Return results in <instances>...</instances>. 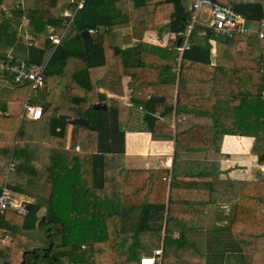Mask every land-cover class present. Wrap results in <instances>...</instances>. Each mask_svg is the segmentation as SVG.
<instances>
[{
    "label": "trees",
    "instance_id": "1",
    "mask_svg": "<svg viewBox=\"0 0 264 264\" xmlns=\"http://www.w3.org/2000/svg\"><path fill=\"white\" fill-rule=\"evenodd\" d=\"M38 1L39 6L23 7L20 0H0V62L17 49L27 53L29 63L45 64L44 84L29 98L42 106L41 118L26 121L18 113H0V193L10 161L16 163L12 179L37 181L50 193H36L25 214L7 209L1 215L0 236L8 234L12 242L0 241V264H142L144 254L159 248L162 258L155 264H217L214 257L225 253L228 264H264V177L220 172L225 134L253 136L251 153L264 165V43L258 34L219 35L210 21L199 20L183 52L178 46L184 40L176 47L129 45L132 37L141 39L161 23L173 33L185 31L193 0H84L81 8L79 0ZM212 1L233 5L250 22L264 18V0ZM66 6L72 12L78 8L74 16L60 12ZM126 27L132 30L128 36L115 33ZM64 32L59 44L50 38ZM219 37V44L261 52V60L250 63L258 79L244 86L247 81L228 75L241 67L225 68L221 59L212 65L209 40ZM0 80L8 83L0 92L1 110L9 102L27 101L30 82L2 74ZM160 83L168 92L149 88ZM127 87L130 102L122 99ZM97 102L106 107L94 108ZM134 106L145 110L142 130L175 139L171 171L127 168L124 124ZM194 113L212 119L211 126L192 123ZM76 118L88 119L89 125L72 124ZM196 131L210 133L209 138L188 136ZM169 173L170 183L163 178ZM190 185L207 188L209 198H181L179 188ZM9 186L26 194L23 187ZM212 203L230 206L223 234H212L204 223ZM43 206L46 211L39 215ZM27 233L44 241L30 247Z\"/></svg>",
    "mask_w": 264,
    "mask_h": 264
},
{
    "label": "crops",
    "instance_id": "2",
    "mask_svg": "<svg viewBox=\"0 0 264 264\" xmlns=\"http://www.w3.org/2000/svg\"><path fill=\"white\" fill-rule=\"evenodd\" d=\"M20 1L23 7L40 5V2L38 0H20ZM246 1L254 2L258 0H246ZM188 4L190 5V1L188 2ZM204 11L207 12L208 9L207 10L204 9ZM60 12L64 14L66 12H72V10L70 9V6H66L64 9H60ZM202 22L204 24L209 25L205 19L202 20ZM247 25L251 28H255V29L258 28V22L247 21ZM115 33L118 35L128 36L129 34L132 33V30L131 28H128V27L119 28L115 30ZM217 34L220 35V33L218 32ZM179 36H181L180 33L177 34V33L171 32L165 22V23L159 24V27L155 30H146L143 33L141 39L132 37L131 39L132 42H128V43H130L129 45L131 44L134 45L135 43L139 41H145L147 43H152V44H156V45H160L164 47H167L168 45L176 47L181 43L182 40H184L182 37H180L179 42L177 44L174 43V41H176ZM221 38L220 37L218 39L210 38L209 40L211 43V47H212L211 48L212 65H216L219 59H221L222 64L225 68L233 66V65H236L237 67H241L242 68L241 70L237 68L236 69L230 68L231 70L228 71V75H230L232 78L231 80L235 82L237 80L243 81V82L247 81L246 83L243 84L244 86L248 85L250 81L258 79V72L256 70L253 71L252 69L253 65L250 63H256V61H260L262 58L261 52L255 51L254 49H249L246 46L241 47V45L232 44V46H230L229 44L223 45L224 43L219 44V42L217 41ZM10 54L18 58L28 59L27 53L22 52L17 49H12L8 53V55ZM129 80H130V77L128 76L127 82ZM7 84H8L7 81L0 80V92L2 91L4 86ZM147 86H148V82H147ZM149 88L153 91L159 90L162 93L168 92L167 84L163 85L160 83V85L157 87L158 89H155L154 87H149ZM222 88L223 90H225V87L223 85H222ZM100 89L103 91V88H100ZM129 93H130V90H128V87H127L126 92H125V97H122V99L127 100V102H130ZM196 93L199 94L200 91L197 89ZM109 95L111 94L109 93ZM24 103H23V107H24ZM137 108L141 109L145 113V110L142 107L134 106L133 110ZM0 111L4 115H12V114H17V113L20 115L23 111V108H22V111L11 110L7 106L5 110L0 109ZM134 116H135V113H133V116L130 119V121L134 119ZM192 116L195 117L192 119L193 120L192 123H202L204 125L211 126L213 122L212 119H210L209 117H207L206 119L196 117L195 113L192 114ZM222 116H225V114H223ZM226 116L229 117V114H226ZM161 119L162 121H167L164 118H161ZM172 126H174L175 128L174 121H172ZM208 134L210 133H206V134L204 133L203 135L199 131H196L194 133L189 134L188 136L193 135L194 137V138L192 137L193 139H196V140L199 139V141H201L203 136L209 138ZM133 137H135L134 140H133ZM175 143H176L175 139L168 138L166 137V135H160L159 137H153L151 132L142 130L141 127L134 128V129L127 128L126 129V153H125V163L127 165V168L128 169H158L161 171L169 169L171 171L172 168L174 167L173 162L175 158V149H176ZM253 143H254L253 136L235 135V134H225L223 136L222 145H221V157H220V172H221L222 177L249 178V179H259V178L264 177V165L259 164L256 156L251 153V148H252ZM10 163H14L16 167V163L13 161H10L9 163H7L5 167H8ZM13 172H15V170L12 172H9V171L7 172L5 184L7 183V178H8L9 188H10L9 186L10 184L23 187L26 190V194L15 192L12 189L11 190L17 198L25 200L27 204L28 203L33 204L36 201L37 199L36 193L44 194V195L46 193H50L49 188L38 183L37 181L33 180V181H30V183H26V182L19 181L15 178L12 179L10 174ZM171 177H172L171 173H169L167 178L166 177H163V178L167 179L170 183ZM198 191H207V194H208V190L205 187L198 188L195 185H190L189 188L187 186L186 188L184 187L179 188V192L181 193L185 192L188 194L186 199L193 198V196L196 195L194 193ZM208 195H207V199L209 198ZM197 199H194V200L195 201H199V200L206 201L207 200V199H198V200ZM32 204H31V207H32ZM226 209H228V211H226ZM27 211L28 210H26V212ZM45 211H46V206H43L39 212V215H42ZM22 214H25V212ZM230 216H231V213H230V208L228 207V205L221 208L220 206L212 203L208 206L206 210V216H204L205 217L204 223H206V221H210V224L206 223V225L210 227L211 231L210 230L209 231L212 234L215 232V230L223 234L224 233L223 228L229 225L227 221L229 220ZM220 220L226 221L225 226L215 227L214 223ZM173 235L179 236V231L177 230L174 231ZM27 238L30 240L29 241L30 247L36 245L37 243H42L44 241L38 235L31 234V233H27ZM11 240H12V237L8 235V237L3 241V243L6 245H10L12 242ZM162 245L163 243L159 247L163 248ZM215 249L221 250L218 246H216ZM220 256L214 257V260H213L214 263H216V261H218V263H221V264H228L230 262L229 260L230 254L225 253L223 257L222 256L220 257Z\"/></svg>",
    "mask_w": 264,
    "mask_h": 264
},
{
    "label": "built area",
    "instance_id": "3",
    "mask_svg": "<svg viewBox=\"0 0 264 264\" xmlns=\"http://www.w3.org/2000/svg\"><path fill=\"white\" fill-rule=\"evenodd\" d=\"M73 1V0H72ZM84 4V0H79L78 8H81ZM204 7H207L211 19L210 25L214 27L215 31L228 37H232L235 32L241 34H248L250 32H255L258 37L263 40L264 43V18L258 23L257 29H252L247 25V20L242 12L236 10V8L231 4H223L219 2H214L212 0H193V14L192 22L188 25L187 29L180 33L183 37V44L178 46V50L183 52L185 49L191 46V34L199 21L200 15ZM74 12H66L64 15L74 16L77 9ZM206 13V12H205ZM202 33H205L202 31ZM51 34L50 38L54 43L59 44L64 36ZM44 68L45 64H32L28 62V59L18 58L13 55H8L6 61L0 62V74L10 75L15 82H30V93L28 94V99L24 103L23 111L20 114L21 120L31 121L41 118L43 111L42 106L36 103H32L29 98L33 90L40 88L44 84ZM264 72V65L262 67ZM262 97L264 98V90L262 91ZM1 113V111H0ZM79 149V146H76ZM8 171L12 172L15 170V164L10 163L8 165ZM3 186L0 193V217L7 209H14L20 213H24L27 210V202L23 199L17 198L12 190L8 187V181ZM8 237L6 234L4 237L0 236V241L3 242ZM163 254V249H155L152 254H144L141 257L142 264H155L161 261Z\"/></svg>",
    "mask_w": 264,
    "mask_h": 264
},
{
    "label": "rangeland",
    "instance_id": "4",
    "mask_svg": "<svg viewBox=\"0 0 264 264\" xmlns=\"http://www.w3.org/2000/svg\"><path fill=\"white\" fill-rule=\"evenodd\" d=\"M204 9H206L207 10V7H204ZM204 9L202 10V13H201V15H200V18H199V20L200 21H202V20H206V22L207 23H209V21H210V19H211V15H210V13H209V11H207L206 13H205V11H204ZM257 25V24H256ZM197 32V31H196ZM23 103H24V101L23 100H21V99H18L17 101H12L11 103H9L8 104V108L9 109H11V110H19V111H22V108H23ZM38 104V103H37ZM16 105H17V107H16ZM134 113H135V116H134V119L132 120V121H130L129 123H125L124 124V127H125V129H129V128H138V127H141V128H145V123H144V120H143V116H144V111H142L141 109H139V108H137V109H135L134 110ZM133 123V124H132ZM134 138L135 137H133V140H134ZM132 142H134V141H132ZM167 190V188H162V191H166ZM35 191V190H34ZM161 191V192H162ZM194 194H196L195 196H193V198H189V199H191V200H194V199H207V191H198V192H195ZM47 195H49V193H46V196ZM160 195L161 194H159L158 195V197L160 198ZM18 196V195H17ZM167 196H169V193H168V190H167ZM188 196V194L187 193H181V198H185L186 199V197ZM201 197V198H200ZM197 199V200H198ZM30 200V199H29ZM229 208H230V206H229ZM226 211H228V209H226ZM230 212H231V210H230ZM232 213V212H231ZM227 220V219H226ZM230 222V218H229V220L227 221V223H229ZM206 223L207 224H210V221H206ZM225 224H226V221L225 220H220V221H216L215 223H214V226L216 227H219V226H225ZM147 234V231H145V232H142V235H146ZM223 236V235H222ZM163 237V236H162ZM161 237V238H162ZM174 237H177V236H174ZM224 237V236H223ZM225 238V237H224ZM157 239H160V236H158L157 238H156V240ZM213 247H216V244L215 243H213Z\"/></svg>",
    "mask_w": 264,
    "mask_h": 264
},
{
    "label": "water",
    "instance_id": "5",
    "mask_svg": "<svg viewBox=\"0 0 264 264\" xmlns=\"http://www.w3.org/2000/svg\"><path fill=\"white\" fill-rule=\"evenodd\" d=\"M236 10H238L239 12H242L244 15H246V13L243 12L242 10L237 9V8H236ZM83 34H84V35H87V34H88V31H84ZM93 107H94V108H105V107H106V104H105L104 102H97V103H95V104L93 105ZM60 118L70 120V118H68V117H67L66 115H64V114H60ZM71 121H72V124H77V125H82V126H88V125H89V121H88V119H85V118L71 119ZM31 204H32V203H28V204H27V207H26L27 210L30 209Z\"/></svg>",
    "mask_w": 264,
    "mask_h": 264
}]
</instances>
